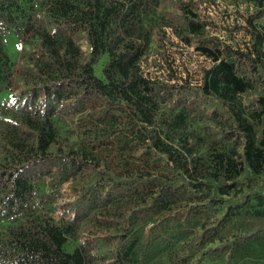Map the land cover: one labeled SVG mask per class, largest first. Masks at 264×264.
<instances>
[{"label":"trees","instance_id":"trees-1","mask_svg":"<svg viewBox=\"0 0 264 264\" xmlns=\"http://www.w3.org/2000/svg\"><path fill=\"white\" fill-rule=\"evenodd\" d=\"M0 264H264V0H0Z\"/></svg>","mask_w":264,"mask_h":264},{"label":"rangeland","instance_id":"rangeland-1","mask_svg":"<svg viewBox=\"0 0 264 264\" xmlns=\"http://www.w3.org/2000/svg\"><path fill=\"white\" fill-rule=\"evenodd\" d=\"M221 16V15H220ZM5 47L10 55H14L18 50V40L12 30H9L3 37ZM83 47H87V44L82 40ZM167 54L171 61V67L176 75L184 76L185 68L189 71L190 77L195 78V69L197 61L193 53L188 52L185 47L178 45L167 49ZM105 56H102L100 60H103ZM95 73L100 74L101 66L97 64L95 67Z\"/></svg>","mask_w":264,"mask_h":264}]
</instances>
